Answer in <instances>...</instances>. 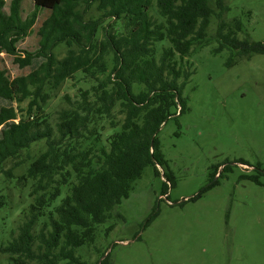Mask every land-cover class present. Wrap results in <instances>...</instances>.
<instances>
[{
    "label": "trees",
    "instance_id": "obj_1",
    "mask_svg": "<svg viewBox=\"0 0 264 264\" xmlns=\"http://www.w3.org/2000/svg\"><path fill=\"white\" fill-rule=\"evenodd\" d=\"M23 2L0 0V60L4 54L16 70L0 68V102L29 100L25 117L0 106V179L29 189L33 202L0 193V211L21 215L0 234V264H92L83 252L97 245L99 226L121 218L117 207L148 167L156 176L168 169L158 135L186 109L184 60L216 42L214 52L227 50L233 67L264 55V43L242 18L228 17L227 0H33L26 18ZM40 10L49 15L38 48L21 52ZM69 81L82 86L75 99L65 96L68 106L49 111ZM164 179L162 196L176 184L169 172ZM95 250L94 264H110Z\"/></svg>",
    "mask_w": 264,
    "mask_h": 264
},
{
    "label": "rangeland",
    "instance_id": "obj_2",
    "mask_svg": "<svg viewBox=\"0 0 264 264\" xmlns=\"http://www.w3.org/2000/svg\"><path fill=\"white\" fill-rule=\"evenodd\" d=\"M227 2L228 17L242 18L251 38L264 43V0ZM22 10L25 18L31 15L33 0H24ZM48 15L40 10L32 33L19 44L21 52L38 48V30ZM216 45L184 60L191 73L183 91L186 109L158 135L168 169L158 167L161 175L156 176L148 167L130 197L117 207L121 218L99 226L97 245L83 252L92 264L98 259L96 248L106 253L110 264H264V55L228 67L230 53H215ZM57 53L65 56L66 47ZM1 58L0 68L16 74L11 60L4 54ZM81 87L67 82L47 109L68 106L64 97L74 100ZM0 106L14 107L25 117L29 100L1 101ZM109 132L108 127L105 134ZM23 170L18 167L17 174ZM165 171L176 184L162 196ZM4 180L0 179L1 194L9 193L15 202H33L27 197L29 189L21 193ZM213 183L217 185L208 189ZM5 216L0 234L15 229L21 219L0 211V218ZM110 225L115 227L107 234Z\"/></svg>",
    "mask_w": 264,
    "mask_h": 264
}]
</instances>
